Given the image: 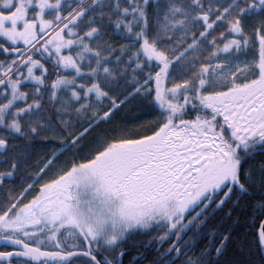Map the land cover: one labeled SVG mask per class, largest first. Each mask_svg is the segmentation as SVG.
<instances>
[{"label":"snow or ice","instance_id":"snow-or-ice-1","mask_svg":"<svg viewBox=\"0 0 264 264\" xmlns=\"http://www.w3.org/2000/svg\"><path fill=\"white\" fill-rule=\"evenodd\" d=\"M0 264H264V0H0Z\"/></svg>","mask_w":264,"mask_h":264}]
</instances>
